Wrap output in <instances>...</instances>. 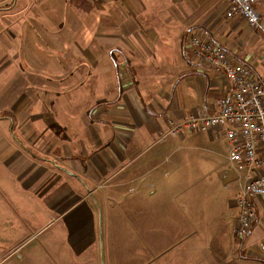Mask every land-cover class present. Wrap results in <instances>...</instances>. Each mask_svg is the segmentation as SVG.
<instances>
[{"label":"crops","instance_id":"0c3cea01","mask_svg":"<svg viewBox=\"0 0 264 264\" xmlns=\"http://www.w3.org/2000/svg\"><path fill=\"white\" fill-rule=\"evenodd\" d=\"M227 0H0V264H264V191L234 232L215 130L170 133L229 95L187 37L264 83L262 30Z\"/></svg>","mask_w":264,"mask_h":264},{"label":"built area","instance_id":"2783aa9c","mask_svg":"<svg viewBox=\"0 0 264 264\" xmlns=\"http://www.w3.org/2000/svg\"><path fill=\"white\" fill-rule=\"evenodd\" d=\"M253 1L227 0L225 16L239 17L252 28L262 30ZM261 38L264 43V30ZM186 46L192 49L197 62L224 74L230 92L216 100L215 112L194 114L171 123L169 132L178 133L186 128L194 132L215 130L224 135L233 168L247 173L243 187L234 196L237 207L234 232L243 239L250 233L256 217L253 197L264 191V83L217 42L191 34Z\"/></svg>","mask_w":264,"mask_h":264}]
</instances>
